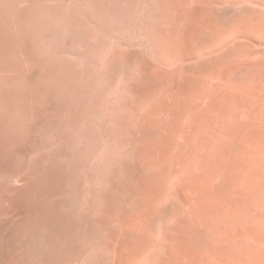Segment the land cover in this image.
I'll return each mask as SVG.
<instances>
[{
	"label": "bare ground",
	"instance_id": "bare-ground-1",
	"mask_svg": "<svg viewBox=\"0 0 264 264\" xmlns=\"http://www.w3.org/2000/svg\"><path fill=\"white\" fill-rule=\"evenodd\" d=\"M51 1L55 0H0L1 169H6L4 160L23 144L27 131L34 132L31 120L51 105L41 76L29 73L37 52L24 33L34 17L49 10ZM181 1L172 15L175 18L171 17L172 26L165 31L166 40L161 38L160 58L150 59L141 69L134 183L122 198V211L106 243L107 255L113 264H264V0H193L195 8L189 0ZM220 5L242 7L223 23ZM216 41L228 44V49L199 61L198 52ZM110 54L104 58L108 71L133 61L122 52ZM10 94L21 102L34 100L35 105L11 110ZM75 97L74 101L70 97L68 138L78 146L85 136L76 130V114L86 116L100 103L84 101L78 110ZM115 159L120 165L121 159ZM9 189L4 192H15L17 186ZM34 189L38 213L40 196L38 188Z\"/></svg>",
	"mask_w": 264,
	"mask_h": 264
},
{
	"label": "rangeland",
	"instance_id": "rangeland-1",
	"mask_svg": "<svg viewBox=\"0 0 264 264\" xmlns=\"http://www.w3.org/2000/svg\"><path fill=\"white\" fill-rule=\"evenodd\" d=\"M52 2L48 11L42 12L44 14L39 13L28 23L26 30L24 28L27 40L37 52L29 73L41 76L43 86L49 89L52 98L48 102L51 105H48L40 115L35 116L37 119L31 120L34 122V128L32 127L34 132L32 129L28 130L23 144L16 146L11 151L12 154L9 152V156L3 162L4 165L6 164V169L3 168L6 171L3 173V169L0 168L2 173H0V264H41V262L42 264H113L111 255H107L109 252L106 243L112 234L117 219L115 217H118L119 212L122 211V198L134 183L136 158L134 129L141 113L140 99L143 95L141 69L151 61L150 59L157 61V58H160V53L163 52V40H166L165 31L172 26L174 22L172 18H175L172 15H176V9L182 1L55 0L54 3ZM187 2L190 7H196L197 2L193 0ZM62 6H65V9ZM238 7L240 9L242 6L229 8L227 5H220L218 12L221 20H224L222 22H229L232 14L239 10ZM221 42L216 41L208 45V48L200 50L197 54L198 60L224 53L229 45H223ZM117 51L131 55L133 61L121 63L117 71H108L104 67L105 55ZM136 85L140 86L141 90ZM73 86L78 93H74ZM73 93L77 94V98ZM15 97L17 96L10 94L11 110L23 105L29 108V105L34 104V100L28 99L29 102L26 100V103L18 98L15 100ZM70 97L71 100L74 101L72 97H75L76 102L78 101V110L84 101L100 103L94 112L89 113L91 116L86 115L88 118L82 112L78 111L80 114H76L78 116L76 130L79 135L85 136V141H81L78 146H74L69 139L72 125ZM31 131L33 134L30 135ZM18 149H22L19 154L16 152ZM117 157L121 159L120 165H117L115 159ZM19 178L22 180L18 183ZM16 186L17 191L8 193L9 187ZM34 187L38 188L40 196L38 213L34 211V195L38 193L35 192L37 189ZM2 188L8 191L4 192L5 189ZM21 209L24 210L23 213H20Z\"/></svg>",
	"mask_w": 264,
	"mask_h": 264
}]
</instances>
